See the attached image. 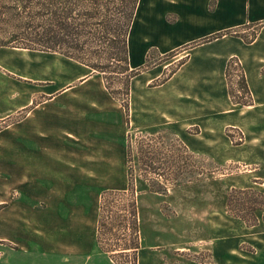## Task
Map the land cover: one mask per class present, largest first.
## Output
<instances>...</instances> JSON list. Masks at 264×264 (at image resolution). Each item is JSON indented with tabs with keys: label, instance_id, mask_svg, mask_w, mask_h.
Listing matches in <instances>:
<instances>
[{
	"label": "crops",
	"instance_id": "obj_1",
	"mask_svg": "<svg viewBox=\"0 0 264 264\" xmlns=\"http://www.w3.org/2000/svg\"><path fill=\"white\" fill-rule=\"evenodd\" d=\"M153 1L145 0L147 17L144 18L146 37L143 40L150 38V43L162 52L190 47L226 31H238L240 35H248L256 27L259 31L249 44L240 36L225 35L196 46L187 62L170 80L144 91L140 110H133L130 102L125 121L118 104L106 90L103 78L91 75L88 67L58 53L26 50L39 55L33 62L32 77L6 71L30 82L28 85L32 91L25 93L23 82L6 76L12 85L7 89L13 91L0 94V121L23 114L22 119L8 128L16 126L17 129L16 148L20 153L18 162L22 163L23 177L42 179L41 190L47 193L55 191L65 199L74 187V190L96 188L98 184H105L104 179L121 177V163L125 162L127 148H124L120 127H128V121L142 131L171 128L192 151L207 152L217 161H239L251 167H264V0H159L163 2L165 12L161 16L153 11ZM167 16L175 17L173 23ZM133 36L130 32L129 48ZM232 58L238 59L244 70L253 97L252 105L240 106L231 102L226 69ZM140 85L142 88L144 83ZM201 90L207 98L215 101L220 98L219 102L214 101L211 105L225 111L223 122L213 110L207 113V120L202 121L206 113L200 117L198 100ZM99 124L108 125V128L104 127L103 132ZM192 126L199 127L201 134L208 129L209 138L197 145L196 139L186 133ZM112 127L117 130H111ZM228 128L240 130L245 135L239 151L224 133ZM99 141L108 142L104 145H121L124 149L122 158L113 162L109 157L90 158L84 154L85 147L99 145ZM26 193H21L19 202L5 204L8 206L0 214V240L20 243L24 234L27 238L33 237L26 241L33 242L36 236L42 244L38 257L45 260L61 253L76 258L84 256V264H113L107 255L96 251L99 206L95 200L84 204V207L79 206L70 214L61 211L64 204L46 203V198L41 199L39 194ZM38 201L44 202L41 208L36 205ZM53 217L61 229L57 252L46 246L50 242L48 229L52 226ZM232 218L228 212L220 213L209 225L210 264H264V221L254 227L245 224V228H239L241 237L248 236L246 241L253 249L250 252L237 246ZM66 226L69 227L67 232ZM253 228L256 238L249 239L247 231ZM173 245L180 246L176 250H186L183 244L170 240L147 242L150 250H140L139 264H202L178 256L169 250ZM29 247L20 246V251L7 258V264L9 259L11 264H25L26 255L32 259L35 254ZM163 251V255L159 254Z\"/></svg>",
	"mask_w": 264,
	"mask_h": 264
},
{
	"label": "rangeland",
	"instance_id": "obj_2",
	"mask_svg": "<svg viewBox=\"0 0 264 264\" xmlns=\"http://www.w3.org/2000/svg\"><path fill=\"white\" fill-rule=\"evenodd\" d=\"M153 3V11L157 13V16L163 15L165 13L163 11V2L154 0ZM145 6V0H141L135 19L136 23L134 22L132 30L134 34L130 41V70L132 71H129L124 76L118 75L121 66L123 68L124 65L117 61L109 68L112 74L108 76L114 78L113 81H110V85L115 91V95H112L107 89L104 75L93 71L85 65L90 69L91 75L103 78L105 88L111 97L114 98L116 105L118 104L117 106L123 114L124 121L130 110V102L133 103V110H140V106L143 103L144 91L155 89V87L162 86L170 80L187 62L193 49L196 46L207 43L202 42L208 39L200 40L197 43L189 45L190 47L186 46L171 52H162L154 44L150 43V38L146 41H144L145 39L143 40L146 37L144 33L146 31L144 28L146 25L144 18L147 17ZM100 12L103 13V11ZM174 18L173 16H167V19L171 22L175 20ZM258 31L259 27L253 28L245 36L251 38ZM152 39L156 42L155 38L152 37ZM38 56V54L27 53L23 49L0 47V94L13 91L7 89L8 85H12L9 83L11 80L6 76L23 82L25 93L31 92L32 87L28 85L30 82L15 77L6 70L30 78L33 73V62ZM101 62L106 63L104 60H101ZM237 66L238 64H235L234 67L236 68ZM132 72H137V74L129 80V91L126 95V80ZM238 76H240V72H236L232 79L234 88H237L239 85L240 80ZM147 81L149 83L146 85ZM142 82L144 85L141 88L140 84ZM136 86L138 89H135ZM205 94L204 90H201L198 100L201 112L200 117L203 118L206 113V118L202 119V121L207 120V113L213 110L216 111L215 114L223 122L226 115L225 111L212 108L215 100L205 97ZM187 96L188 94H185V98H188ZM219 101L220 98H217L215 102ZM124 102L128 103V111L123 108ZM185 105L186 107L188 106V104ZM224 107L225 105H222V108ZM114 114H116L115 111ZM22 118L23 114H20L15 115L11 120L0 121V214H2L4 208L9 204L13 205L19 202L18 198H20L22 192H35L40 195L41 199L46 198V203L64 204L65 206L61 211L70 214L74 213L79 206L84 207V204L88 205L95 200L99 206V226L100 205L103 196L118 193L110 195V204H107L102 212L104 228L100 233L99 243H96L97 252L104 253L110 260V256H115V261L118 264H134L133 260L136 252H133V250L126 251L125 248L132 247L137 242H139L140 248L137 250V261L135 264H139L140 250H150L146 246L147 242L152 244L168 240L181 243L185 246L186 250L184 251L176 250L180 249L179 245H173V248L169 249L178 256L202 264H210L208 244L211 234L209 225L212 224L215 216L219 217L220 213L224 214L225 212H228L233 217L234 233H237L234 239L237 238V246L240 249L244 248L247 251L253 252L250 243L246 241L248 236L241 237L239 228H245L246 225L248 227L254 226H249L241 218L232 215L227 207V201L232 189L253 190L264 194V167H251L239 161H217L207 152L196 153L192 151L185 145L184 140L171 128L165 127L156 131H142L135 127V124L131 126L128 121V127L127 125L120 127L121 134L124 135L122 138L124 148H127V157L125 154V162L122 161L121 163V167L123 164L121 177L113 180L104 179L105 184H98L96 188L82 187L74 190L76 188L74 187L73 191L65 199H61L55 191L47 193L45 190L40 189L39 185H41L42 179H26L22 175V163L18 162L20 153L16 148V140H18L17 129L16 126L8 128L10 124ZM98 127L103 131L104 127L108 128V125L102 126L99 124ZM110 129L117 130L116 127ZM186 133L196 139L197 145H200L206 138H209L208 129L204 130V133L201 134V130L197 126L190 127ZM224 133L234 144L236 150L239 151L241 145L245 142L243 132L234 128H228ZM153 134L155 136L151 137L150 135ZM219 139L217 137L216 140L219 142ZM99 142H101L99 145L85 147L84 154L90 158H94L95 156L109 157L114 160L113 162L119 161L122 158L124 149L121 145L115 143L104 145V143L108 142ZM129 146L131 149V162L128 153ZM130 174L132 175L131 177ZM131 180L135 184L136 194L130 192L128 189ZM134 198L137 201V230L139 231L137 237L134 235L132 227H125L128 219L130 221L133 220L127 210V205L128 201ZM254 199L260 201L261 198H257L251 194L249 201H253ZM2 201L8 203H2ZM43 203V201H38L36 205L41 208ZM253 216L249 214L247 217L250 223H254L255 219H258L259 223L263 220L262 211L257 213L256 218ZM51 224L52 226L48 229L50 231V242L46 246L57 252L60 246L57 240L60 237L59 233L61 229L57 226L55 218ZM67 226L65 227L66 232L69 229ZM254 229L247 231L249 239L256 238ZM98 234L99 232L97 231V238ZM21 236L23 240L20 243L0 240V264H7V258H11L15 251H20V246H31L29 250L33 251L35 256L32 259L29 258L32 256H25L26 263L30 259L29 264H84V256L76 258L69 254L57 253L49 260L38 257L39 249L42 248L40 239L38 240L35 236L34 241L30 242L25 239L33 238L32 236H28V238L24 234ZM146 238L147 240L145 241ZM242 241L246 242L242 243ZM157 250H160V248ZM236 251L239 253L237 248ZM163 253L164 251L159 254L163 255ZM112 263L116 264L113 261ZM8 264H11L10 259Z\"/></svg>",
	"mask_w": 264,
	"mask_h": 264
},
{
	"label": "trees",
	"instance_id": "obj_3",
	"mask_svg": "<svg viewBox=\"0 0 264 264\" xmlns=\"http://www.w3.org/2000/svg\"><path fill=\"white\" fill-rule=\"evenodd\" d=\"M139 2L141 0H0V47H12L23 50L40 51L46 53H59L69 59L76 60L93 71L104 75L107 89L115 95L110 85L112 73L109 68L114 62L123 63L118 75H125L130 70L129 36L132 24L136 19ZM113 7V8H112ZM100 11H103L101 13ZM137 11V12H136ZM257 33L247 37L241 35L246 43H252ZM225 35H240L238 31H226L212 36L206 41L221 38ZM101 60L106 61L102 63ZM235 64L238 66L235 68ZM238 68V69H237ZM236 72H240L238 87L234 88L233 78ZM132 72L126 80V95L129 91V80L136 75ZM108 76V77H107ZM226 77L229 84V95L236 105L249 106L253 104V97L249 90L244 70L239 60L230 59L226 69ZM124 108L128 111V103L124 102ZM154 137L155 135H150ZM131 162V149L128 147ZM187 149V148H186ZM153 162V160H151ZM132 175L130 174V177ZM134 182L131 180L128 189L136 194ZM114 194H106L100 205V220L98 226V238L104 228L102 212L109 197ZM261 198L249 201L250 196ZM127 210L133 220L128 219L127 225L132 227L134 235L138 236L137 201L129 200ZM227 207L235 217L241 218L249 226L258 225V219L254 223L247 220L249 214L256 218L257 213L263 212L264 221V194L253 190L232 189L228 195ZM138 240V238H136ZM139 242L134 246L125 248L133 250L137 261ZM113 262L115 256H110Z\"/></svg>",
	"mask_w": 264,
	"mask_h": 264
}]
</instances>
